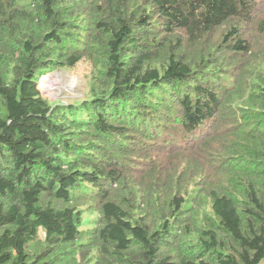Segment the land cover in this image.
Instances as JSON below:
<instances>
[{"label":"trees","instance_id":"16d2710c","mask_svg":"<svg viewBox=\"0 0 264 264\" xmlns=\"http://www.w3.org/2000/svg\"><path fill=\"white\" fill-rule=\"evenodd\" d=\"M260 6L0 0V264H264V76L240 82L250 43L264 55ZM81 62L92 65L90 99L41 96L45 72ZM172 156L183 174L208 177L202 217L172 191ZM87 200L98 210L83 228Z\"/></svg>","mask_w":264,"mask_h":264},{"label":"rangeland","instance_id":"374dc122","mask_svg":"<svg viewBox=\"0 0 264 264\" xmlns=\"http://www.w3.org/2000/svg\"><path fill=\"white\" fill-rule=\"evenodd\" d=\"M259 18L264 17V7H258ZM221 30V29H220ZM218 31V30H217ZM216 32V31H215ZM219 31L212 36V40L215 43H218L219 40ZM257 37H254L253 40H256ZM251 41V38H249ZM258 44H251L253 51H255L254 56L256 57L254 60L251 61L250 65V72L242 77L240 82L245 86H249L252 82L251 78L257 79L258 76H264V55L262 53H257V48L255 46L260 45ZM261 50V49H260ZM262 74V75H261ZM93 71L92 65L88 62H81L77 64L74 68H53L49 71L45 72L42 77L38 81L39 91L41 92V96L46 99L51 104H59V105H67V104H76L83 100L90 99V90H91V83H92ZM49 79L48 84L45 85V79ZM242 97L233 98L235 101L232 103V107L241 108L243 107V102L249 96V93L246 92L245 88L242 87ZM214 119V124H216ZM230 126V122L228 120L220 125V127L215 128V131L218 133H213L215 137L222 136L223 134H227L228 127ZM208 132V130H206ZM193 142V141H192ZM226 145L224 141H213L210 143L209 149L218 153L219 155H226ZM208 150L200 151L197 160L200 161L201 167L204 166L206 163V158H208ZM179 164L178 172L172 173V176L168 178L172 179V185H176V188H173L172 191L180 189L178 195L184 197V201L187 202L186 206L189 208L197 207L199 211V216L205 214L206 211V200L203 197H198L199 193L203 191L201 189L202 184L206 182L208 177H203L200 174V168L195 173L191 174L190 176L183 174L182 170L185 169L184 167V160H180L175 158L174 156L166 158L163 163L164 167H169L167 171H172V167ZM220 166L217 168H213L211 170V182L214 184H219L222 182L223 178L221 172L218 170ZM166 171V172H167ZM132 180V179H131ZM135 185H139L138 182H134ZM142 185H145V181H141ZM176 195V194H175ZM155 198V197H154ZM165 198V195L162 196V199ZM143 197L142 191L136 193L135 200L138 201V205L141 204ZM81 206V218L84 221L83 228L89 225L97 216V204L94 201H84L80 204ZM208 208V207H207ZM194 210V209H193ZM39 238H43V234L39 231L38 234Z\"/></svg>","mask_w":264,"mask_h":264},{"label":"bare ground","instance_id":"6f19581e","mask_svg":"<svg viewBox=\"0 0 264 264\" xmlns=\"http://www.w3.org/2000/svg\"><path fill=\"white\" fill-rule=\"evenodd\" d=\"M44 79H45V78H44ZM45 81H46V82H45V85H46V84H48L49 79L46 78Z\"/></svg>","mask_w":264,"mask_h":264}]
</instances>
